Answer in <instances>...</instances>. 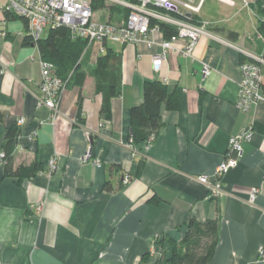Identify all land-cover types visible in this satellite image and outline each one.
Wrapping results in <instances>:
<instances>
[{"label":"crops","instance_id":"1","mask_svg":"<svg viewBox=\"0 0 264 264\" xmlns=\"http://www.w3.org/2000/svg\"><path fill=\"white\" fill-rule=\"evenodd\" d=\"M176 1L180 12L189 13L179 3L184 0ZM4 3L0 0V154L5 133L22 116L14 163L36 159L43 170L18 182L6 175L0 158V264H161L172 247L158 240L178 241L191 219L204 222L217 213L218 242L207 264H264V103L248 111L235 105L239 64L247 55L263 60L264 87V40L252 7L241 0H203L192 15L220 40L202 36L186 57L179 52L186 40L180 39L158 70L151 55L162 52V32L149 34L151 48L143 41L108 43L121 68V94L110 100L109 119L100 115L102 96L92 74L105 51L91 45L82 55L86 80L62 92L54 119L51 110L37 106L39 50L24 44V21L7 20ZM206 66L210 72L204 75ZM153 80L177 91L179 108H163L154 140L132 150L130 111L142 102L143 83ZM80 94L83 122L77 120ZM248 127L251 141L242 144L237 165L223 175V194L213 195L198 176H212L230 136ZM88 148L91 157L83 161ZM51 159L55 168L49 171ZM125 173L132 175L127 185ZM106 182L111 191L104 189Z\"/></svg>","mask_w":264,"mask_h":264},{"label":"built area","instance_id":"2","mask_svg":"<svg viewBox=\"0 0 264 264\" xmlns=\"http://www.w3.org/2000/svg\"><path fill=\"white\" fill-rule=\"evenodd\" d=\"M109 6H120L129 9L125 20L118 22H103L95 20L92 16V0H5L2 5L5 11L12 12L26 23V34L33 42H37L43 33L52 27H66L72 39L80 38L87 42V46L93 44L145 42L151 48L153 42L149 39V34L154 31H161L159 23L166 24L174 28V32L169 36H164L159 45L162 52L151 55V64L158 70L166 60L167 52L174 48L175 43L186 40L185 46L179 49L181 55L191 57L193 49L202 36L220 40L209 27L203 22H191L184 18V13L180 12L176 0H104ZM203 0L194 5L193 0L179 2L189 13L199 11ZM243 5L250 7L255 0H241ZM264 5V0H261ZM154 21L153 24L151 22ZM163 33V32H162ZM248 59L239 64L240 82L238 96L235 105L242 111H248L253 106L264 103V87L260 63L261 58L250 55ZM41 80L39 84V94L37 106L45 107L52 111L54 119L59 112L62 92L66 89V81L54 73L52 64L43 62L40 59ZM210 72L206 66L203 73ZM25 123V118L20 116L16 119V125L20 128ZM253 131L248 127L244 131L230 136L228 147L224 153V158L216 167L212 176L200 175L198 181L206 185L213 195L223 194L222 177L231 168L235 167L242 156V144L252 139ZM154 140L151 136L147 143ZM129 148L134 149L131 140ZM4 154L1 152L0 158ZM91 157V149L88 148L82 156L83 161H88ZM95 164L100 167L98 161ZM55 168V160L48 162V170ZM132 180V175L125 173L122 177V184L127 185ZM254 197V191L252 198ZM260 255L263 249H259Z\"/></svg>","mask_w":264,"mask_h":264},{"label":"trees","instance_id":"3","mask_svg":"<svg viewBox=\"0 0 264 264\" xmlns=\"http://www.w3.org/2000/svg\"><path fill=\"white\" fill-rule=\"evenodd\" d=\"M135 1V0H132ZM254 13L259 17L257 33L264 40V5L261 0H255L251 4ZM91 7L97 11L107 7L104 0H92ZM109 16L112 22L125 20L129 9L120 6H108ZM7 20L16 18L12 12L5 11ZM184 18L191 22L197 21L194 15ZM154 21L151 22L153 24ZM164 36L174 32V28L159 23ZM225 32L224 29L217 31ZM228 38H237L234 31H226ZM25 45L36 46L43 62L52 64L54 73L66 81V88L82 87L87 76L85 66L82 64V54L87 51V42L80 38L72 39L66 27H52L44 32V35L37 42H33L28 34L23 37ZM104 54L98 56L92 74L95 78V92L102 96L100 115L105 119L110 118V100L121 94V68L117 54L110 46L105 45ZM248 59L244 57L243 60ZM143 99L139 105H135L130 111V133L134 150L143 143H147L151 136L155 137L162 126L161 111L176 110L179 108V96L177 91L170 92L167 85L159 80L145 81L142 87ZM82 95L78 98L77 120L83 122L82 118ZM3 113L0 110V122ZM20 133L19 127L14 124L4 136L2 153L4 170L6 175L17 178L20 182L23 179L32 177L43 170V166L36 159L29 164L15 165L13 147L17 136ZM141 166V165H140ZM115 168L114 165L110 167ZM104 189L111 191L113 188L109 182L104 184ZM218 212V209H217ZM218 213L215 218L199 222L191 219L185 226L182 237L175 241L171 238H162L158 243L166 240L172 247L169 257L161 260V264H207L214 253L218 242Z\"/></svg>","mask_w":264,"mask_h":264},{"label":"rangeland","instance_id":"4","mask_svg":"<svg viewBox=\"0 0 264 264\" xmlns=\"http://www.w3.org/2000/svg\"><path fill=\"white\" fill-rule=\"evenodd\" d=\"M106 4V3H105ZM250 7H252V6H250ZM109 7H108V5H107V7H105V8H103V9H100V10H97V11H93L92 10V16H93V18L95 19V20H98V21H103V22H106V21H108V22H112L111 21V19H110V16H109V9H108ZM253 9V8H252ZM17 18H19L18 16H16ZM20 19V18H19ZM24 24H25V26H26V23L24 22ZM43 35H44V33H43ZM96 44H98V43H96ZM108 43L106 42V43H104L101 47H100V49H101V51H104L105 50V45H107ZM114 44H116V43H114V42H112V43H110V46L112 45V46H114ZM118 44V43H117ZM127 44V43H126ZM98 45H100V44H98ZM119 45H121V44H119ZM90 48V46H87V49L86 50H88ZM85 52L86 51H84L83 52V54L82 55H84L85 54Z\"/></svg>","mask_w":264,"mask_h":264},{"label":"water","instance_id":"5","mask_svg":"<svg viewBox=\"0 0 264 264\" xmlns=\"http://www.w3.org/2000/svg\"><path fill=\"white\" fill-rule=\"evenodd\" d=\"M186 16H188V17H189V16H190V13H187V14H186ZM90 142L92 143V141H90Z\"/></svg>","mask_w":264,"mask_h":264},{"label":"bare ground","instance_id":"6","mask_svg":"<svg viewBox=\"0 0 264 264\" xmlns=\"http://www.w3.org/2000/svg\"><path fill=\"white\" fill-rule=\"evenodd\" d=\"M92 3V2H91ZM109 6V5H108Z\"/></svg>","mask_w":264,"mask_h":264}]
</instances>
